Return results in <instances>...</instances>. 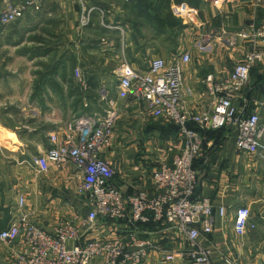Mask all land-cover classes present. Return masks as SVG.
Wrapping results in <instances>:
<instances>
[{
	"label": "crops",
	"instance_id": "crops-1",
	"mask_svg": "<svg viewBox=\"0 0 264 264\" xmlns=\"http://www.w3.org/2000/svg\"><path fill=\"white\" fill-rule=\"evenodd\" d=\"M75 1H58L67 10L70 40H74L79 15ZM88 5L96 10L84 29L87 34L81 43L61 53L62 59L69 57L81 69L88 88L80 85L75 68L63 75L55 66L48 67L40 77L26 62L18 78L22 86L11 92L10 67L5 63L0 69V231L20 213L13 212L20 195L26 197L31 217L49 231L64 216L87 213L76 197L71 169L51 165L48 173L38 175L34 165V157L50 147V135L62 133L76 117L102 114L109 105L118 109L114 145L108 155L117 173L115 182L127 194L134 192L131 186L142 181V176L150 187L151 170L176 152L181 144L176 125L149 116L142 104L118 87L116 69L121 61L148 71L157 57L170 64L174 56L189 52L183 102L189 110H203L211 103L206 78L227 79L237 62L253 49L249 40L231 44L226 36L264 29V0H223L220 5L212 0H88ZM54 52L41 51L35 59L51 57ZM35 81L40 87L33 94ZM103 91H107L108 101ZM235 105L247 114L258 112L264 124V59L252 68L249 84ZM202 136L204 155L195 161V196L209 198L215 205L212 262L264 264V158L237 149L232 125L202 131ZM242 205L250 207L256 226L239 236L234 221ZM220 207H225V215L220 214ZM173 245L176 250L181 248L180 243ZM9 251L10 246L0 242V264H9ZM141 264L191 263L183 258L165 262L161 253L151 251Z\"/></svg>",
	"mask_w": 264,
	"mask_h": 264
},
{
	"label": "built area",
	"instance_id": "built-area-1",
	"mask_svg": "<svg viewBox=\"0 0 264 264\" xmlns=\"http://www.w3.org/2000/svg\"><path fill=\"white\" fill-rule=\"evenodd\" d=\"M212 1L216 5L223 2ZM76 2L81 5L80 27L84 30L96 8L89 6L88 0ZM41 3L0 0V23L17 22L27 11L40 10ZM226 37L231 44L238 39L249 40L253 49L237 62L227 79L206 78L211 103L203 110H189L183 102L184 64L191 60L187 51L174 56L170 64L162 57L153 59L148 71L133 68L125 60L116 69L118 87L128 97L142 104L149 116L178 128L181 144L169 159H161L151 170L150 187L145 176L132 184L134 192L130 194L115 182L117 173L108 155L119 117L114 105L102 114L76 117L67 122L62 133L50 135V147L34 157L37 173H48L51 165L71 169L76 197L87 213L64 216L49 231L31 217L26 197L20 195L13 211L20 213L0 231V242L10 246L9 264H141L151 251L161 253L165 262L183 258L191 264H213L210 236L215 228V205L209 198L195 196V161L204 155L202 131L232 125L237 149L264 158V124L259 113L247 114L235 105L249 84L252 68L264 59V29L231 32ZM75 74L80 85L88 88L80 68ZM107 96L103 91L105 100ZM219 212L225 215V207ZM255 226L250 207H238L236 233L243 236ZM174 243H180L181 248L176 250Z\"/></svg>",
	"mask_w": 264,
	"mask_h": 264
},
{
	"label": "rangeland",
	"instance_id": "rangeland-1",
	"mask_svg": "<svg viewBox=\"0 0 264 264\" xmlns=\"http://www.w3.org/2000/svg\"><path fill=\"white\" fill-rule=\"evenodd\" d=\"M58 1L43 0L40 10H29L24 17L14 23H0V69L5 63L10 67L11 92L16 88L19 90V87L22 86L21 83L18 84V78L26 62L33 67L34 75L37 74L40 77L45 75L48 67L55 66V70L57 68V71L63 75L69 74L70 70L75 68L72 59L70 60L69 57L66 60L62 59L61 53H64L67 47L81 43L84 35L87 34L80 27L81 5L75 1L79 15L78 20L75 21L77 25L74 28V40H70L71 35L69 36V32H67L65 15L67 10L61 8ZM21 44H25V46H20ZM3 46L6 47L2 49ZM50 49L55 51L51 57L35 59L41 51L49 52ZM24 51H26V58L23 57ZM32 87L33 94H35L40 85L35 81Z\"/></svg>",
	"mask_w": 264,
	"mask_h": 264
},
{
	"label": "trees",
	"instance_id": "trees-1",
	"mask_svg": "<svg viewBox=\"0 0 264 264\" xmlns=\"http://www.w3.org/2000/svg\"><path fill=\"white\" fill-rule=\"evenodd\" d=\"M192 125V124H191ZM177 127V126H176Z\"/></svg>",
	"mask_w": 264,
	"mask_h": 264
}]
</instances>
